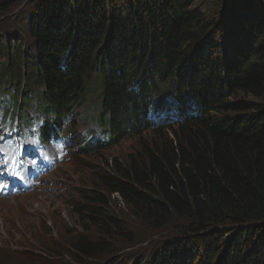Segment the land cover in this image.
I'll return each mask as SVG.
<instances>
[{"label":"trees","instance_id":"trees-1","mask_svg":"<svg viewBox=\"0 0 264 264\" xmlns=\"http://www.w3.org/2000/svg\"><path fill=\"white\" fill-rule=\"evenodd\" d=\"M18 1L0 0V6L7 11ZM194 2L31 0L39 100L59 122L85 99L88 75L99 76V122L109 125L104 144L112 146L149 131L141 101L159 83H172L181 104L189 102L186 109L200 116L175 130L176 143L143 146L141 157L115 164L113 175L94 171L97 188L82 197L88 223L119 228L98 210L106 206L101 194L115 195L139 220L190 224V243L160 252L154 264H264V0H213L206 13L212 22ZM11 47L0 41L1 57ZM238 94L263 103L227 102ZM69 248V263L81 264L108 246L78 237Z\"/></svg>","mask_w":264,"mask_h":264},{"label":"rangeland","instance_id":"rangeland-1","mask_svg":"<svg viewBox=\"0 0 264 264\" xmlns=\"http://www.w3.org/2000/svg\"><path fill=\"white\" fill-rule=\"evenodd\" d=\"M212 1L195 0L194 4L196 9L206 15L212 8ZM33 13L34 5L31 0H20L10 6L7 11L2 10L0 6V41L2 44L8 41L12 44L10 57L0 60V73L7 72L8 75H12V78H8L9 76L0 74V146L6 148L5 151L0 150V163L3 164L6 174L31 163L33 165L31 179L37 181L46 179L37 189L15 199L16 206L20 207L29 202L32 197L38 196L54 199L56 206L52 209L38 206L39 217L29 219L28 222L26 218L22 219L11 227V231H4L7 236L0 239L1 243L8 245L10 241L11 249L16 251L7 250L1 244L0 264H9L11 260H21L20 263L15 264H70L69 246H72L78 237L94 241L101 240L108 246L107 252L90 261H82L81 264H123V262L132 264L134 261H137L136 264H154L160 252L170 248H181V243L184 246L188 245L190 242L187 243L188 240L185 241V238L188 236L189 223L172 218H162L158 222L139 220L131 215L128 208L115 195L108 197L101 194L106 206H100L98 210L103 216L101 217L103 221L107 220L104 218L106 215L119 223V228L110 229L106 225L92 227L88 223L89 215L82 208L84 202L82 197L86 198L97 188L94 171L113 175L115 164L125 165L130 156L141 157L143 146L177 141V135L174 133L177 128H171L163 129L168 131L159 135L146 131L138 139L133 136H122L106 151L98 148L91 153L77 151L75 146L83 140L79 130H97L95 122L99 113L102 89L99 78L94 74L89 75L84 104L75 109L73 118L64 124L66 131L73 132L70 149L71 154L74 152L73 158L71 155L68 161L53 167L54 162L50 160V157H45L44 153L57 148L56 144L29 143V140H32L30 130L34 129L35 109L26 100H22L29 91L20 87L22 86L21 75L15 69L12 74L9 69L16 64L26 65L22 76L25 75L28 82L33 81L30 70L35 63L34 45L32 37L28 34L29 21L32 20ZM206 21L212 22L211 13L206 15ZM227 22L225 25H228ZM218 28L221 29L219 26ZM219 42H222V37L219 38ZM187 45L190 46V50L194 49V44L187 42ZM100 47L102 49L103 44ZM188 50L185 49V53ZM192 54L193 52L189 53L190 56ZM165 89L171 90L170 84L159 83L156 92L150 97L160 96ZM174 95L178 96L176 93ZM241 100L255 104L263 103L261 100L257 101L240 94L229 96L227 102L237 103ZM32 104L35 106V100ZM51 129L50 125L45 127V130ZM52 174L57 175L49 177ZM0 202H12V198L0 200ZM191 238L193 244L198 246L197 237L190 236L189 239ZM209 240L204 241L206 250L211 244ZM54 250H60L62 253L57 254ZM55 256L57 258H54ZM198 258L199 255L195 254L191 260L192 263L198 261Z\"/></svg>","mask_w":264,"mask_h":264},{"label":"bare ground","instance_id":"bare-ground-1","mask_svg":"<svg viewBox=\"0 0 264 264\" xmlns=\"http://www.w3.org/2000/svg\"><path fill=\"white\" fill-rule=\"evenodd\" d=\"M16 55L18 54L17 52L15 53ZM4 54L2 55V59H6L8 57H10V54L8 55V57L3 58ZM19 56V55H18ZM26 65H20V64H16L14 65V69L17 71L18 74L21 75V81L25 82L26 87L29 91L28 96H27V102L28 104L34 108L33 106V99L35 97H38L40 95V92L37 90L36 87V80H35V73L33 72V70L31 69V75L33 77V81L32 82H28V79L25 76H22L24 70H25ZM99 78V76H98ZM100 80V78H99ZM170 86L172 85V83H169ZM87 89L88 87L85 88L86 93H87ZM175 91L168 90L165 89L161 92V95L156 97V98H151L150 95L144 100L141 101L146 105L147 111L150 113L147 117H146V121L148 123V126L146 128L148 129H143V130H149L152 132V130H161V129H168V128H178L179 126H181L182 124H184L186 121L188 120H194L196 118H198L200 116L199 112L195 113V111L192 110H187L185 106H190L189 102H187V104H181V101L183 100L182 97L179 96H175L174 95ZM86 97V96H85ZM85 100V99H84ZM84 100L80 103L76 105V109L80 108L83 104H84ZM169 103H171L172 106L169 105ZM100 107L103 108L104 107V100L101 98L100 101ZM167 109L170 113L172 114H179L180 118L176 119V120H171L169 118L166 117H162V116H158L155 114H151L153 113L154 110L156 109ZM42 110H38L35 109V128L34 130L39 133L42 137V139L44 140H49L54 133V130H58L55 127H52L50 132L45 131V126L47 125V121L45 119H43L42 117ZM50 116H53L52 114H50ZM76 120V119H75ZM96 127H97V132L99 134H101L102 136L108 135L111 133V131H107L104 133L100 132V128H99V122H96ZM70 142H72L71 140H69ZM33 140H29V143H32ZM67 145H60V147H66ZM113 146V145H112ZM110 145H106V144H99L98 148L101 151H106L108 148H110ZM75 150V149H74ZM48 151H46V153H44L45 155H48ZM57 174H52L49 177H53ZM7 176L6 172L4 171V167L3 164L0 163V179L5 178ZM43 182H38L36 180H31L28 181L26 183H24V185H27L29 187L32 188H37L39 185H41ZM4 185H8L7 183H2ZM19 198V196L17 197H13L12 198V202H0V239H2L3 237L7 236V234L4 231H11V227L17 223L18 221L26 218L27 222L29 221V219H33L36 217L40 216V213H38V209L39 208H47V209H52L53 207L56 206V203L54 201V199L52 198H48L45 196H38V197H32V199L27 202L26 204H22L20 207L16 206L14 200ZM7 199H11V198H0V200H7ZM39 206V208H38ZM29 217V218H28ZM31 221L29 222L30 225ZM27 226V225H26ZM31 227V226H30ZM11 235H13V233L10 232ZM4 245V247L7 250H11L12 252L16 251L15 249H11V245H10V241L9 244L7 245L6 243L0 241V248H2V245ZM15 246V245H14ZM16 247V246H15ZM17 249V248H16ZM21 260H11L9 261V264H15V263H20Z\"/></svg>","mask_w":264,"mask_h":264},{"label":"clouds","instance_id":"clouds-1","mask_svg":"<svg viewBox=\"0 0 264 264\" xmlns=\"http://www.w3.org/2000/svg\"><path fill=\"white\" fill-rule=\"evenodd\" d=\"M76 147H77V149H76L77 151H78L79 149H86V148H84V147H83V148L80 147L79 145L75 146V148H76ZM99 150H100V149H99Z\"/></svg>","mask_w":264,"mask_h":264}]
</instances>
